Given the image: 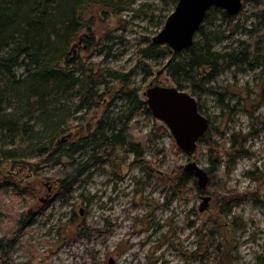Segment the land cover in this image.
<instances>
[{"label":"rangeland","instance_id":"374dc122","mask_svg":"<svg viewBox=\"0 0 264 264\" xmlns=\"http://www.w3.org/2000/svg\"><path fill=\"white\" fill-rule=\"evenodd\" d=\"M116 1L125 9L95 28L97 38L108 36L102 41L104 49H88L82 32V40L73 43L70 59L97 64L103 76L107 69L129 74V86L145 101L143 92L150 82L173 86L164 73L157 77L170 60L167 54L144 61L153 75L147 80L139 60L143 43L160 31L162 18L174 8L169 7L170 0ZM261 9L264 0H244L231 20L221 19L222 10L217 9L204 27L218 39L213 44L216 51L250 41L259 55L256 68L222 71L200 96L186 91L211 123L213 152L205 144H197L194 153L187 156L161 122L138 112L131 126L141 157L126 148L116 151L106 164L84 171L74 183L72 195L56 189L61 164L41 163L36 169L22 170L0 165V181L7 184L0 192V237L8 233L14 214L30 216L13 246L12 264L41 263L46 258V264H108L110 258L114 264H264ZM199 38L194 37L193 42ZM75 103L72 98L64 104ZM107 105L109 112L116 113L124 109L126 101L107 99L96 111L75 113L71 116L73 126L78 130L91 127L104 115ZM15 145L8 143L0 130V149ZM84 152L75 154L77 161L84 158ZM211 158L220 163L214 173L208 172ZM34 160L37 158L30 157L27 162ZM65 162L62 159L61 163ZM188 163L207 173L204 189L193 174L184 171ZM180 176L188 178L184 181Z\"/></svg>","mask_w":264,"mask_h":264},{"label":"trees","instance_id":"16d2710c","mask_svg":"<svg viewBox=\"0 0 264 264\" xmlns=\"http://www.w3.org/2000/svg\"><path fill=\"white\" fill-rule=\"evenodd\" d=\"M177 1L170 0L169 7L174 8ZM123 9L125 6L116 0H0V130L5 132L8 143L17 145L0 149V165L10 164L22 170L36 169L41 163L61 164L56 189L72 195L73 185L83 172L93 165L106 164L116 151L126 148L138 159L141 157L131 123L138 112L147 116L151 113L145 101L139 99L138 90L129 86V74L107 69L103 76L97 64L82 58L70 59L73 43L82 32L88 49H104L102 41L108 40V36L97 38L95 28L108 23ZM216 11L217 8L207 11L196 34L200 37L198 42L183 52L174 55L167 46L154 45L149 40L143 43L139 60L143 78L153 76L144 61L167 54L170 58L164 71L167 80L178 90L200 96L207 83L222 71L231 67L256 68L259 55L250 41H240L232 49L215 50L213 44L218 39L204 27ZM170 13L162 18V24ZM219 13L221 19H232L223 11ZM259 15L262 18L258 31H264V10H259ZM107 79L116 85H110ZM72 98L76 99L74 105L64 104ZM113 98L126 101L123 110L112 113L107 105L104 115L91 126L93 131L90 126L85 130L73 126L72 115L82 110L96 111ZM210 125L198 144H205L211 153L214 141ZM84 149V158L77 161L75 154ZM30 157L37 160L27 162ZM62 159L66 162L61 163ZM211 161L208 172L214 173L220 163L217 159ZM187 178L179 177L184 181ZM6 185L1 179L0 192ZM8 210L13 214L11 207ZM12 220L8 233L0 237L2 264H12L13 246L30 216L14 214ZM46 260L41 263L31 260V264H46Z\"/></svg>","mask_w":264,"mask_h":264},{"label":"water","instance_id":"95a60500","mask_svg":"<svg viewBox=\"0 0 264 264\" xmlns=\"http://www.w3.org/2000/svg\"><path fill=\"white\" fill-rule=\"evenodd\" d=\"M242 2L243 0H178L151 42L167 46L174 55L183 52L193 44L209 9L217 8L234 16L241 10ZM81 40L82 37L79 42ZM169 63L170 60L157 72V77L164 73ZM143 97L151 116L167 128L176 146L187 156L192 155L200 137L209 127L208 119L200 113L195 99L174 86H161L152 82L146 87ZM184 171L196 177L201 189L206 187L207 173L196 164L188 163ZM207 201L204 198V202ZM108 264H114V259L110 258Z\"/></svg>","mask_w":264,"mask_h":264}]
</instances>
